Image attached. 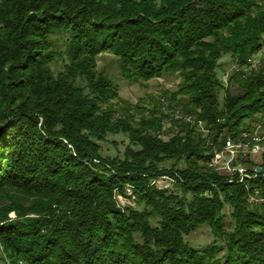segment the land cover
<instances>
[{
  "label": "trees",
  "instance_id": "1",
  "mask_svg": "<svg viewBox=\"0 0 264 264\" xmlns=\"http://www.w3.org/2000/svg\"><path fill=\"white\" fill-rule=\"evenodd\" d=\"M262 47L264 0H0V261L264 264V155L211 165L228 137L264 134V62L243 70ZM103 53L126 81H180L132 106ZM201 226L213 240L192 246Z\"/></svg>",
  "mask_w": 264,
  "mask_h": 264
},
{
  "label": "rangeland",
  "instance_id": "2",
  "mask_svg": "<svg viewBox=\"0 0 264 264\" xmlns=\"http://www.w3.org/2000/svg\"><path fill=\"white\" fill-rule=\"evenodd\" d=\"M221 68L218 72V76L222 80L224 86H227L231 92H236L235 86L227 83V78L233 71L234 63L228 57V54H223L220 58ZM251 62L256 66H259L264 62V47L252 57ZM59 68V66L57 67ZM97 68L107 74L117 85L119 89V96L122 100L128 102L130 105L138 104L143 108H151L155 101L161 98L163 91H174L176 89L177 83L180 81V77L177 74H166L158 78H152L146 81H137L129 82L122 78L119 68L117 65L116 58L109 54L103 53L97 57ZM223 98V92L219 94V100ZM164 105L162 106L164 111L170 112L167 108L169 104L168 100H162ZM133 112L136 115H139L137 109H133ZM164 135L166 138L171 135L172 129L170 128V123H165ZM128 143L127 137L123 134L109 135L107 140L103 143L102 154L114 156L116 154L121 155L125 145ZM222 160L219 166L222 169L223 173H228V170L225 168L224 161H226L227 156H222ZM249 158L257 164H260L262 161V155L257 154L247 157H239L237 161L240 162L241 159ZM121 201L128 202V199L121 198ZM188 242L195 247H203L209 244L213 240V236L210 233L209 227L201 226L195 233L186 237ZM1 254V253H0ZM0 264H6L3 260L0 261Z\"/></svg>",
  "mask_w": 264,
  "mask_h": 264
},
{
  "label": "built area",
  "instance_id": "3",
  "mask_svg": "<svg viewBox=\"0 0 264 264\" xmlns=\"http://www.w3.org/2000/svg\"><path fill=\"white\" fill-rule=\"evenodd\" d=\"M256 68L257 66L251 62V65L243 68V70L250 72ZM233 69L238 70L240 67L234 64ZM180 113L181 112L179 110H175L174 118H179L181 116ZM184 118L186 121L190 122L193 120V116L191 114H185ZM260 128L261 127L259 124H254L252 132H241L237 141H234L228 137L224 141L222 149L218 152H215L211 160V165L222 172L219 164L223 158L222 156L225 155L227 156V159L224 161V164L225 168L228 170V173H231L232 171H239L240 173H243L244 168L242 167L241 163L237 161V158L253 156L257 154L264 155V134L260 133ZM233 163H235V165H233ZM253 201L256 202L257 199H254Z\"/></svg>",
  "mask_w": 264,
  "mask_h": 264
},
{
  "label": "water",
  "instance_id": "4",
  "mask_svg": "<svg viewBox=\"0 0 264 264\" xmlns=\"http://www.w3.org/2000/svg\"><path fill=\"white\" fill-rule=\"evenodd\" d=\"M256 171H257V172H260V171H261V168H259V167L256 168Z\"/></svg>",
  "mask_w": 264,
  "mask_h": 264
}]
</instances>
